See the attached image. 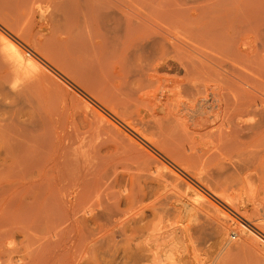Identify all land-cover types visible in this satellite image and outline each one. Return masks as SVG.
<instances>
[{"label":"bare ground","instance_id":"bare-ground-1","mask_svg":"<svg viewBox=\"0 0 264 264\" xmlns=\"http://www.w3.org/2000/svg\"><path fill=\"white\" fill-rule=\"evenodd\" d=\"M180 1L182 7L183 4L185 7L187 1H184L185 3ZM225 1L226 3L223 1L225 4L221 3L222 5L218 2L214 5V2L207 1L210 6L207 7L206 4L204 7L201 6L202 8L197 7L195 12L188 13L189 5H186L187 8L168 6L169 4H163L164 1L160 2L163 8L158 2L161 9L156 10L155 8H158L156 0H0V25L15 36L20 35L21 41L27 43L34 53L46 62L60 67L64 74L67 72V77L71 74L77 78L80 86L84 84L82 87L86 88L90 85L91 91H94L93 89L100 90L99 92L101 89L108 91L112 82L121 78V70L125 64L123 57H126L129 49L134 48L132 51L135 55L137 51H139L137 53L148 51L147 54L150 55H146L150 60L144 58L146 64L142 61L144 66L142 64L140 66L143 68L147 66L144 69L147 71L142 70L144 72L142 73L147 74V80L153 87L149 102L150 111L148 107L145 108L150 112L149 115L145 113L150 120L148 119L147 123L144 118V121L140 120L141 124L139 120L137 122L140 126L142 122L148 124V126L143 124L147 127L142 128L149 132L151 138L144 135L139 137L150 146L164 152L174 162L181 166L185 165V169L192 170L196 179L203 182L210 175L214 179L213 174L208 173L207 167L219 164L218 157L216 158L212 152L214 150V153L220 152L222 155L231 154L228 158L230 162L233 161L231 164L238 161L241 164L238 165L237 162L235 164L242 167H236L244 168L242 170L245 173L253 171L264 174V0H248L239 6L236 5L237 0ZM35 2L38 9L33 10L31 4ZM110 9L117 11L116 15L120 14L123 21L120 22L122 18L119 21L114 13L113 37L110 40L102 37L98 42V28H95L98 13L100 10ZM49 15L56 18L58 24H55V20L51 24L52 19L49 20L51 17ZM152 18L158 20L154 22ZM30 20L32 26L28 25ZM193 24L201 25L199 29L192 30ZM187 27L192 32H189L190 29ZM185 28L192 36L188 33L185 35ZM195 30H198L197 33ZM8 37L11 40L3 37L0 42V85L9 82V76L13 77L14 69L21 68L20 64L26 60L25 56L17 51L13 38L10 35ZM196 40L197 44L205 42L206 44H203L206 45L205 48H211L214 53L211 50L206 51L207 53H204L205 51L202 53V50L199 52L203 46L196 47V43L194 44ZM70 78L73 80V77ZM76 83L78 84V81ZM119 83L122 84L119 80L117 86ZM120 85L118 88L123 89ZM148 87L143 89V85L140 91L142 93L145 90L150 91L145 96L151 93ZM117 89L114 92L118 93ZM124 89L126 90L120 91L119 95L114 93L118 97L114 94L109 97L112 102L117 100L116 102L120 104L118 101L122 102L121 100L127 98L126 91H131L127 90V87ZM105 93L108 92L103 94ZM135 97L133 99L138 100ZM140 100L139 102L143 101L140 106H147L148 99L146 103L145 99ZM134 103L132 105L136 104ZM118 104L115 107H118ZM123 109L121 108L122 113ZM126 109L129 111V108ZM131 117L132 115L129 118ZM135 119L132 120L133 123ZM40 120L39 127H36L38 134L31 138L27 133H22L23 129L13 128L12 122L9 125L0 124V131L8 135L10 133L8 137L13 136L12 140H17L11 144L12 149L10 144L7 143L8 147L3 143L16 154L14 162L16 159L18 160L16 163L20 160L22 167L36 173L31 190L28 189L25 195L36 203L48 202L47 206H43L44 204L30 206L23 199L16 208L40 214L42 212L46 214L48 211L67 212L74 209L70 198L77 200L86 193H98L101 188L98 187V175L102 163L99 159L95 161L98 156L93 153L92 147H89L90 140L86 136L70 134L58 125L59 123L49 118L42 117ZM29 123L35 126L33 119L29 120ZM134 124L139 126L136 122ZM11 138H8L9 143ZM232 152L237 154L232 155ZM91 153L94 156L90 155ZM17 166L16 168L19 167ZM20 173L18 172V176ZM211 178L209 180H212ZM258 199L264 201V192L258 194ZM252 212L253 218L259 219L257 208L252 209ZM48 225L49 220L42 219L27 226L30 230H19L24 234V249L36 244V240L39 239L40 252L31 257L27 252L15 259L10 255L6 264H58L65 260L61 254L62 250L60 253L59 251L65 241L72 239L68 234L71 232L64 230L61 239H58L59 233L56 236L54 233L49 236L43 233L44 230H36ZM254 226L264 229L262 223H256ZM249 238H244L240 242L241 245L250 246Z\"/></svg>","mask_w":264,"mask_h":264},{"label":"rangeland","instance_id":"rangeland-1","mask_svg":"<svg viewBox=\"0 0 264 264\" xmlns=\"http://www.w3.org/2000/svg\"><path fill=\"white\" fill-rule=\"evenodd\" d=\"M163 1L165 5H177L181 8H187L189 5L188 13L195 12L206 4L207 7L210 6L207 1L218 2L220 5L226 3L225 0H179L183 3L187 1V6L184 7L183 4L182 7V3L180 4L178 0H172L174 2L156 0L155 4L158 5V2ZM246 1L248 0H237L236 5L239 6ZM163 4H159L161 8H163ZM159 5L158 8H155L156 10L161 9ZM31 8L33 10L38 9L37 2L32 3ZM116 12L114 9L99 11L98 22L95 27L98 28V42L102 37L106 40L113 37L114 23L112 17L114 13L116 15ZM117 15L116 18L120 21L122 17L118 13ZM31 20L30 24L28 22L30 26H32L31 22L33 21ZM49 20L52 21L51 24L54 20L55 24H58L56 18L54 19L52 16ZM155 20L153 21L155 22ZM122 21L123 18L120 22ZM199 25L201 24L198 26L193 24L191 29H199ZM187 29L185 28V35L188 33ZM191 29L189 32H192ZM8 35L13 38L17 51L25 56L27 62L26 60L22 61L21 68L14 69L15 72L12 76L15 80L10 75V83L0 85V124L8 123L7 125H9L12 122L13 128L23 129L22 133H27L31 138V136L38 134L37 128L40 125V119L42 117L49 118L53 122L59 123L58 125L70 134L76 133L80 136H86L90 140V143L88 141L89 145L91 144L89 147H92L91 150L98 156H96L95 161L99 159L102 166L100 165L101 172L98 175V187H101L98 193L89 192L77 200L70 198L74 211H48L46 214L45 212L40 214L20 211L16 205L23 199L30 206L43 204V206H47L48 202L36 203L31 197L25 195L28 189L31 190L36 173L34 170L29 171L24 166L22 167L23 164L20 163V160L18 163H16L17 159L14 162L16 154L13 153L14 151L12 152L11 144L16 143L17 140L13 141L11 138L13 136L8 137L10 133L8 135L4 134V131V133L0 131V264H6L10 255L15 259L27 252H29L30 257L39 254V239L35 242L37 245L34 244L25 250L24 234L19 230H30L27 226L42 219H48L49 225L36 230H44L43 233L46 235L51 236L54 233L56 236L59 233L57 238L61 239L64 230L71 232L68 234L73 241L72 239L65 241L60 247L59 253L62 250L61 254L65 260L58 264L264 263V251H262L264 250L262 249L264 247V231L262 230L264 229L261 230L254 226L256 223L264 224V207H261L264 205V201L258 199V194L261 195L264 192L262 191L264 189L262 188L264 187V183H262L264 182L262 180L264 174L253 171L245 173L244 168L238 169L242 167V165L239 167L236 165L241 164L238 161H234V164L237 162L235 165L231 164L233 161L230 162L228 159L231 154L222 155L220 152L214 153V150L212 152L216 158L218 157L219 164L207 166L208 173L211 172L214 179L210 175L205 180L206 182H199L192 170L185 169V165L181 166V164L174 162L164 152L154 146L152 147V145L150 146L139 137L144 135V137L151 138L149 132L142 128L148 124L142 122V126L139 125L141 121H144V118L145 121L149 119L150 112L148 111H150L149 105L151 104L149 102L153 91L152 85L147 80V74L143 75V71H147L144 70L145 67L147 68L146 65L143 68L146 64V61L143 60L144 58L150 60V57L147 56L150 55L147 54L148 51H146L147 53L145 51L137 53L139 52L137 51L135 55L133 54L135 53L133 52L134 48H132L133 51L129 49L126 57H123L125 64L119 79L122 84H118L123 89L118 88L119 80L117 78L112 82V85L109 83L111 87L107 89L108 91L101 89L99 92L100 90L96 91L95 89L91 91L90 85L86 86L88 90L83 88L84 84L80 83V86L77 78L71 74H68L70 76L67 77V72L64 74L59 69L60 67L46 62L37 53H34L27 43L24 44L21 41L20 35L15 36L0 25V42H2L3 37L9 39ZM189 36L192 35L189 34ZM197 40L194 42V44L196 43L195 46H203L200 47L199 52L202 50V53L203 51L207 53L211 50L209 47L207 50L206 45H203L208 42L207 39L206 43L198 42V44ZM199 43L202 44L199 45ZM212 52L214 53V51ZM70 77H73V80ZM132 82L133 84H131ZM129 84L132 88H129ZM124 86L131 91H126L129 95L122 92L127 96L124 99L128 100V104L125 100H121L122 96H120L122 102L118 101L120 104L116 102L117 100H114L115 103H113L114 101L112 102L109 97L117 93L114 92L117 88L119 92L125 91ZM145 87L151 90L148 96L145 95L150 91L143 90L144 93L140 92L142 88L146 89ZM102 92L108 93L104 95ZM135 94H137L138 100L133 99ZM118 95L114 94L117 97ZM130 97L132 100L129 99ZM139 98L145 99L144 102H147L148 99L147 106H140L143 101L139 102ZM101 103H105V105ZM116 104L118 107H115ZM146 107H148V111H146ZM121 108H124L123 113ZM126 108H129V111ZM145 113L148 114H146L147 117ZM131 115L132 117L129 118ZM31 119L34 120V127L29 123ZM134 119L136 124L139 122V126L135 125V122L133 123L132 120ZM8 138H11L10 143ZM3 143L10 144L11 149ZM235 154L237 153L232 152V155ZM18 172H21V175L19 174L21 177L18 176ZM203 175L201 174V176ZM244 177L246 178L244 179ZM210 178L212 180H209ZM250 192L251 194H249ZM255 208L260 214H258L260 220L256 217L253 218L254 215L252 216V209ZM246 237H250V246H243L240 243Z\"/></svg>","mask_w":264,"mask_h":264}]
</instances>
